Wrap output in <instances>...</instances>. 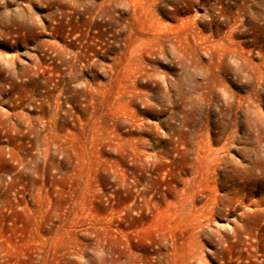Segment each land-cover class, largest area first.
I'll return each mask as SVG.
<instances>
[{"label":"rangeland","instance_id":"rangeland-1","mask_svg":"<svg viewBox=\"0 0 264 264\" xmlns=\"http://www.w3.org/2000/svg\"><path fill=\"white\" fill-rule=\"evenodd\" d=\"M0 264H264V0H0Z\"/></svg>","mask_w":264,"mask_h":264},{"label":"bare ground","instance_id":"bare-ground-1","mask_svg":"<svg viewBox=\"0 0 264 264\" xmlns=\"http://www.w3.org/2000/svg\"><path fill=\"white\" fill-rule=\"evenodd\" d=\"M224 102H225V101H224ZM226 103H227V102H226ZM220 140H221V139H220ZM211 154H212V153H211ZM213 154H215V153L213 152ZM206 156H207V155H206ZM210 156H211V155H210ZM213 158H214V157H213ZM213 158H212V161H215L214 159H216V158H214V159H213ZM207 160H208V158H207ZM212 161H211V163H212ZM208 162H209V161H208ZM209 163H210V162H209Z\"/></svg>","mask_w":264,"mask_h":264}]
</instances>
